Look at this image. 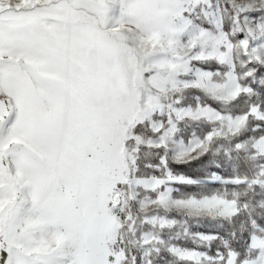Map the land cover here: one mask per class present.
Wrapping results in <instances>:
<instances>
[{
    "label": "snow or ice",
    "instance_id": "1",
    "mask_svg": "<svg viewBox=\"0 0 264 264\" xmlns=\"http://www.w3.org/2000/svg\"><path fill=\"white\" fill-rule=\"evenodd\" d=\"M0 264H264V0H0Z\"/></svg>",
    "mask_w": 264,
    "mask_h": 264
},
{
    "label": "rangeland",
    "instance_id": "2",
    "mask_svg": "<svg viewBox=\"0 0 264 264\" xmlns=\"http://www.w3.org/2000/svg\"><path fill=\"white\" fill-rule=\"evenodd\" d=\"M250 0H238V3H248Z\"/></svg>",
    "mask_w": 264,
    "mask_h": 264
},
{
    "label": "trees",
    "instance_id": "3",
    "mask_svg": "<svg viewBox=\"0 0 264 264\" xmlns=\"http://www.w3.org/2000/svg\"><path fill=\"white\" fill-rule=\"evenodd\" d=\"M188 171H190V174H196L194 171H192V170H188Z\"/></svg>",
    "mask_w": 264,
    "mask_h": 264
}]
</instances>
